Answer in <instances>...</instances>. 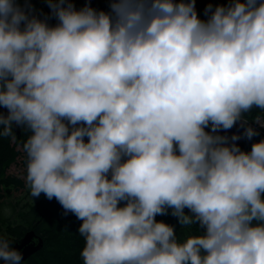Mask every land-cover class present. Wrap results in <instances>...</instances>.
<instances>
[{"label": "clouds", "instance_id": "1", "mask_svg": "<svg viewBox=\"0 0 264 264\" xmlns=\"http://www.w3.org/2000/svg\"><path fill=\"white\" fill-rule=\"evenodd\" d=\"M45 2L0 0V138L30 133L25 185L81 221L83 264H264V140L219 134L264 128V0Z\"/></svg>", "mask_w": 264, "mask_h": 264}, {"label": "trees", "instance_id": "2", "mask_svg": "<svg viewBox=\"0 0 264 264\" xmlns=\"http://www.w3.org/2000/svg\"><path fill=\"white\" fill-rule=\"evenodd\" d=\"M229 0H196V10L200 19L206 20L204 9L208 4L213 8L217 5H227ZM22 8L31 6L38 18L50 16L49 9L45 0H17ZM75 8L79 10L87 3L88 6L97 10L108 11V0H72ZM55 18L48 20L51 22ZM259 114V109H254L246 114L249 126L254 128L258 135L251 140L244 138V141L238 147L245 152L251 151V145L264 140V128L259 127L253 122L255 116ZM14 130V129H13ZM209 129H206L208 131ZM244 132V128H243ZM16 139L13 141L10 137L0 138V205L4 203L6 197L12 195V192L25 187L24 179L18 175L9 174L6 169L15 161L19 153H23L26 165V155L22 150V145L30 135L24 129L20 130V136L15 133ZM243 135V134H242ZM20 206L19 208H17ZM12 214L4 217L0 214V235L12 241V246L21 237L24 232L30 228H35L36 234H39L43 240V248L33 254L29 259L22 261L21 264H83L81 252L85 246L84 238L78 234V228L81 221L71 213L65 215L64 210L59 204L52 203L45 196L38 202H25L22 204L19 200L11 207ZM156 216L157 222H163L174 227L175 233L180 241L189 236L203 233V229L198 224L189 227H182L177 218L170 214ZM185 214H190L187 209Z\"/></svg>", "mask_w": 264, "mask_h": 264}, {"label": "water", "instance_id": "3", "mask_svg": "<svg viewBox=\"0 0 264 264\" xmlns=\"http://www.w3.org/2000/svg\"><path fill=\"white\" fill-rule=\"evenodd\" d=\"M0 112H4L6 114L7 110L0 108ZM20 130L21 128H16L14 126V132L17 133L18 136H20ZM219 134L227 135L229 137H231L233 134L241 136V139L234 142L237 144V146L244 141V137L242 135L243 127H240L239 123L227 132L221 131ZM51 201L52 203L59 204L55 198H53ZM43 244L44 240L39 234H36L35 228H30L29 231L27 230L24 232L23 237L17 240V242L14 243L12 247L22 253V261H25L27 258L29 259L33 254L41 250L43 248ZM0 264H4L2 259H0Z\"/></svg>", "mask_w": 264, "mask_h": 264}, {"label": "rangeland", "instance_id": "4", "mask_svg": "<svg viewBox=\"0 0 264 264\" xmlns=\"http://www.w3.org/2000/svg\"><path fill=\"white\" fill-rule=\"evenodd\" d=\"M23 156H24L23 153H19V155L15 157V161H13L11 165L8 167V169H6V172H8L9 174L11 173L13 175L14 174L18 175L24 179L26 175V165L24 163L25 159L23 158ZM24 184H25V181H24ZM43 197L44 195L41 194L39 198H32L28 188L25 185L24 188L14 190L12 192V195H9L8 197H6L2 206L0 205V214L4 217H8L9 215H11L12 214L11 207H13V204H15L17 200H19L22 204H24L25 202L27 203L28 202H38ZM19 207L20 206H18L17 208Z\"/></svg>", "mask_w": 264, "mask_h": 264}, {"label": "built area", "instance_id": "5", "mask_svg": "<svg viewBox=\"0 0 264 264\" xmlns=\"http://www.w3.org/2000/svg\"><path fill=\"white\" fill-rule=\"evenodd\" d=\"M56 23H57V21H56V19H54V20L51 22V26H54Z\"/></svg>", "mask_w": 264, "mask_h": 264}]
</instances>
